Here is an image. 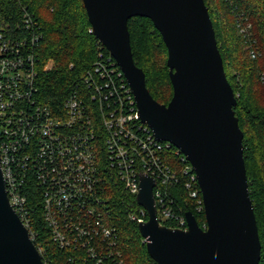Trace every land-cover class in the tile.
Wrapping results in <instances>:
<instances>
[{"label": "built area", "instance_id": "obj_1", "mask_svg": "<svg viewBox=\"0 0 264 264\" xmlns=\"http://www.w3.org/2000/svg\"><path fill=\"white\" fill-rule=\"evenodd\" d=\"M242 27L239 23L244 34ZM22 28L27 34L21 38L0 28V164L9 202L26 228L30 191L36 187L43 219L60 249L84 254L85 264H122L116 229L107 220L106 187L117 178L136 199L145 175L154 180L157 221L186 230V213L177 208L171 189L183 182L197 200L198 212L204 211L194 170L176 147L158 140L141 121L113 57L100 54L92 70L53 108L39 96L41 33L26 12ZM52 67L50 61L44 70ZM174 148L180 167L169 160ZM128 217L139 225L148 213L139 206Z\"/></svg>", "mask_w": 264, "mask_h": 264}, {"label": "water", "instance_id": "obj_2", "mask_svg": "<svg viewBox=\"0 0 264 264\" xmlns=\"http://www.w3.org/2000/svg\"><path fill=\"white\" fill-rule=\"evenodd\" d=\"M91 31L116 61L154 136L176 147L197 178L206 227L187 212V229L156 219L154 180L142 175L136 202L148 213L138 225L156 264H259L261 244L243 157V132L234 108L215 32L204 0H82ZM149 19L167 49L173 89L157 103L133 59L128 21ZM0 264H44L29 231L9 202L0 164Z\"/></svg>", "mask_w": 264, "mask_h": 264}, {"label": "trees", "instance_id": "obj_3", "mask_svg": "<svg viewBox=\"0 0 264 264\" xmlns=\"http://www.w3.org/2000/svg\"><path fill=\"white\" fill-rule=\"evenodd\" d=\"M204 3L212 21L223 65L227 64V80L234 94H239L234 111L243 132V157L261 244L259 264H264V108L252 102L250 96L252 87L259 85L264 76L257 61L250 67L240 63L241 80L239 85L233 86L227 71L233 62L239 61L245 40L250 45L255 40L264 59V0H204ZM25 12L32 17L41 33L36 51L39 96L44 103L54 108L61 105L82 77L92 70L100 54L104 57L110 54L94 37L82 0H0V28L6 29L10 36L21 38L27 34L22 28ZM247 20L252 23L251 39L243 40L241 37L247 36L249 31L240 35V28H237L239 23L244 26ZM228 27L230 34L225 31ZM128 30L134 63L145 74L148 92L157 103L168 105L173 89L167 67L168 53L160 33L149 19L143 17L131 18ZM50 61L53 67L45 71L44 66ZM175 150L169 153V160L180 167L182 164ZM258 154L263 160L260 164L254 163L251 169L250 160H255ZM106 188L110 212L107 220L116 229L122 264H156L146 251L138 224L128 217L131 212L138 213L135 196L120 186L117 178ZM171 193L182 214L192 213L200 227L206 224L204 211L198 212L199 204L190 197L183 182L175 185ZM30 196L31 222L27 228L43 263L85 264L82 258L84 254L78 256L70 250L60 249L53 241L43 219L41 197L36 187L30 191ZM198 198L201 200L200 194ZM165 225L175 226L172 223Z\"/></svg>", "mask_w": 264, "mask_h": 264}, {"label": "rangeland", "instance_id": "obj_4", "mask_svg": "<svg viewBox=\"0 0 264 264\" xmlns=\"http://www.w3.org/2000/svg\"><path fill=\"white\" fill-rule=\"evenodd\" d=\"M237 29L239 30V27ZM242 30L244 31V34H246L245 32L249 31V34H247V36H245V37L243 36L241 38L243 40H245V38L248 40L251 39L250 33L252 30V23L248 22V20H247L244 27H242ZM225 31L227 32V34H230V32H231L230 27L226 28ZM239 34L242 35V32H240V30H239ZM224 35H225V33H224ZM242 52L243 53L239 56V58H240L239 61L237 63L233 62V66H231L227 70L228 76H229L228 78L233 83V86L239 85V79L241 80V77H239V73H240L241 68H242L241 65H239L240 63L245 64V67L246 66L250 67V66H253L252 63L257 61L258 67L259 68L262 67V71H263L262 75L264 76V59H263V56H261V52L258 51L256 41L253 40L252 45H250L249 42H247V40H245V42L243 43ZM223 67H224V71H225L227 64H225V66L223 65ZM245 79H246V77L244 78V81L247 80V79L246 80ZM254 81L256 82L255 78H254ZM259 83H260L259 85L255 84L252 87L251 92H250V96H251L252 102L256 103L259 106L261 105V107L264 108V79H261V81ZM237 97H239V94H235V98H237ZM261 160H263V159L258 154L255 160H253V159L250 160V168L253 169L254 163L260 164ZM250 179H251V184H252V180H253L252 175L250 176ZM248 185H249V181H248Z\"/></svg>", "mask_w": 264, "mask_h": 264}]
</instances>
